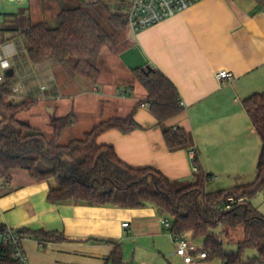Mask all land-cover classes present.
<instances>
[{"label": "crops", "instance_id": "crops-1", "mask_svg": "<svg viewBox=\"0 0 264 264\" xmlns=\"http://www.w3.org/2000/svg\"><path fill=\"white\" fill-rule=\"evenodd\" d=\"M63 1L67 0L12 2L23 8L27 28L55 20ZM6 11L2 15L19 13ZM11 42L0 45V57L8 60L13 78L20 75L14 89L22 93L13 89L10 97L17 93L36 100L18 119L26 116L29 126L49 138L51 119L69 112L74 121L60 139L70 128L78 130L73 139H81L96 124L134 111L140 129L127 134L109 130L97 138L128 166L153 167L171 181L188 183L196 172L189 156L194 150L198 168L211 179L255 178L261 141L241 103L264 92V6L256 0H203L135 35L128 30L116 46L102 49L100 78L93 89L63 75L62 65L52 60L30 64L26 50ZM147 67L161 71L175 86L183 110L166 125L189 131L194 139L190 149L170 152L147 104L138 106L146 92L132 70ZM220 71L232 78L217 80ZM48 191L49 183L34 181L24 170H13L10 182L0 180V225L54 234L41 242L28 236L22 241L26 264H112L116 246L121 264H183L175 255L170 229L162 223L168 218L152 205L125 209L52 204ZM192 242L201 247L200 240Z\"/></svg>", "mask_w": 264, "mask_h": 264}, {"label": "trees", "instance_id": "trees-1", "mask_svg": "<svg viewBox=\"0 0 264 264\" xmlns=\"http://www.w3.org/2000/svg\"><path fill=\"white\" fill-rule=\"evenodd\" d=\"M77 6L61 10L53 28L46 23L28 26L21 34L26 57L37 66L48 60L58 65L75 60L73 72L93 89L100 78L99 56L106 46H116L127 26L121 13L108 10L99 0H76ZM264 6V0H256ZM104 9L105 23L97 4ZM103 19V20H102ZM123 34V35H122ZM132 74L143 87L146 103L156 119L166 148L170 152L194 146L192 134L166 122L179 115L183 107L173 83L158 69H133ZM12 94L9 77L0 85V180L10 182L13 170L26 171L36 182L49 183L47 200L52 204L75 203L88 206H117L133 209L152 205L170 221V232L189 241H201L200 252L207 259L219 258L222 264H264V215L251 204V199L264 190V92L253 93L242 101V108L261 141L256 162V175L249 183L207 192L211 179L192 164L197 178L188 184L171 181L153 167L135 168L122 162L113 147L99 145L97 138L109 130L127 134L141 127L132 111L125 118H110L93 126L81 139L60 144L62 133L73 123L74 114L51 119V138L42 131L21 122L18 115L28 111L35 99L18 103L8 101ZM242 228V239L236 252L227 253L221 234ZM220 229V232L217 230ZM38 241L54 238V234L17 231ZM42 239V240H41ZM46 242V241H45ZM254 249L251 261L243 252ZM112 264H121V249L116 246L110 257ZM0 264H21L13 260L10 246L0 247Z\"/></svg>", "mask_w": 264, "mask_h": 264}, {"label": "rangeland", "instance_id": "rangeland-1", "mask_svg": "<svg viewBox=\"0 0 264 264\" xmlns=\"http://www.w3.org/2000/svg\"><path fill=\"white\" fill-rule=\"evenodd\" d=\"M12 1H20L23 2L24 0H0V45L3 42H6L7 39L12 40L11 45L16 48L17 46H22L23 49H25V42L24 38L21 34L22 31L25 30V26H27L24 17V10L21 8L19 5L16 3H13ZM94 1V0H93ZM101 2V5L107 8L108 10H116L118 13H121L123 17H125V0H99ZM99 3L94 7L92 10V13L96 16L97 14L101 15V18H105V11ZM74 6H77V1L76 0H67L60 2L59 7L62 9L66 8H72ZM21 8V10L19 9ZM6 10H16L15 12L19 11L18 15L16 16H5L2 15V13L7 12ZM102 19V20H103ZM103 24L105 23V19L102 21ZM56 25L55 20H50L47 23V26L50 28H53ZM14 29L15 32H11V30ZM125 32H128L126 29ZM123 32V34H125ZM122 34V35H123ZM117 48V47H116ZM118 49V48H117ZM75 60L73 58H70L65 64L62 65V73L65 76L72 77L74 79L79 80L76 75L73 72V65H74ZM1 73V72H0ZM19 75V74H18ZM9 81L12 87V90L16 88L17 84L21 82V77L20 75L18 76V80L13 77H9ZM83 85H85L83 82H81ZM15 91V89H14ZM19 93V92H17ZM16 93V95H17ZM22 93V92H20ZM19 93V94H20ZM9 97L8 101L11 103H18L21 102L23 99H25L23 96L19 97ZM102 111V109L99 110V113ZM21 122L29 124V119L26 118V116H23L19 119ZM42 133L46 138L48 137V134L41 130ZM68 132L66 134H63L62 138L59 140L60 144H66L65 142H68L69 140L73 138H77L76 135L78 130H73V128H70L67 130ZM76 132V133H75ZM256 174V172H255ZM197 178V172L193 174V179L188 182V184L194 182ZM254 179V176L250 178H241V179H234L232 177H222V178H217V179H209L207 180L205 184V188L207 192H213V191H218L222 189H227L231 186L245 183V182H251ZM251 204L254 208H256L261 214L264 215V190L260 193H258L255 197L251 199ZM217 232H220V229L217 230ZM221 239L223 243L225 244L224 250L227 253L230 252H236V243L240 242L242 239V228L237 227L236 229L232 230L229 232L228 236L221 234ZM256 255V251L254 249H247L243 252V259L246 261H251L253 256ZM206 264H221V260L219 258H213L210 259L206 262Z\"/></svg>", "mask_w": 264, "mask_h": 264}, {"label": "built area", "instance_id": "built-area-1", "mask_svg": "<svg viewBox=\"0 0 264 264\" xmlns=\"http://www.w3.org/2000/svg\"><path fill=\"white\" fill-rule=\"evenodd\" d=\"M200 1L203 0H125V23L130 33L135 35L145 28L185 11ZM9 68L8 60L0 57V85L4 82L5 72ZM216 78L219 81H229L232 75L227 71H220L216 74ZM16 91L17 89H15ZM189 156L192 160L195 156V151H189ZM193 171H197V168L193 167ZM162 223L165 228L170 229L171 223L168 219ZM122 226L126 227L127 223ZM170 234L176 244L175 255L181 259L183 264H198L200 261L207 259L206 252H200L192 241L180 238L171 232ZM26 238L27 236L24 234L0 225V247L10 246L13 251V260L21 264H26L22 249V241Z\"/></svg>", "mask_w": 264, "mask_h": 264}, {"label": "water", "instance_id": "water-1", "mask_svg": "<svg viewBox=\"0 0 264 264\" xmlns=\"http://www.w3.org/2000/svg\"><path fill=\"white\" fill-rule=\"evenodd\" d=\"M147 68H149V67H147ZM5 75L8 76V77H12V75H13V71H12V69H8V70L5 72Z\"/></svg>", "mask_w": 264, "mask_h": 264}]
</instances>
